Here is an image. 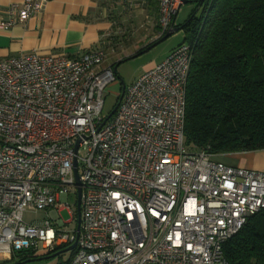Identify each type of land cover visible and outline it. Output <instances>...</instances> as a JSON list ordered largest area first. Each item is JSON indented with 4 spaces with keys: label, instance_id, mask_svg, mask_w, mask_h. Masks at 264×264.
<instances>
[{
    "label": "built area",
    "instance_id": "1",
    "mask_svg": "<svg viewBox=\"0 0 264 264\" xmlns=\"http://www.w3.org/2000/svg\"><path fill=\"white\" fill-rule=\"evenodd\" d=\"M186 1L159 0L160 35ZM43 2L10 3L0 28L25 23ZM193 58L192 43L174 48L126 87L100 129L104 90L116 80L103 47L79 58H0L2 258L77 242L68 264H229L224 244L264 209V172L187 148ZM75 162L79 235L68 227L77 212L69 221L61 215L72 188L78 199ZM28 210L46 217L27 222Z\"/></svg>",
    "mask_w": 264,
    "mask_h": 264
},
{
    "label": "trees",
    "instance_id": "2",
    "mask_svg": "<svg viewBox=\"0 0 264 264\" xmlns=\"http://www.w3.org/2000/svg\"><path fill=\"white\" fill-rule=\"evenodd\" d=\"M97 1L103 6L119 0ZM193 2L199 5L189 18L172 24L185 32L181 44L194 45L187 86L186 146L217 155L264 149V0ZM200 6L204 7L202 17L197 16ZM119 63L113 64L114 69ZM224 254L229 264H264V209L252 214L224 244Z\"/></svg>",
    "mask_w": 264,
    "mask_h": 264
},
{
    "label": "crops",
    "instance_id": "3",
    "mask_svg": "<svg viewBox=\"0 0 264 264\" xmlns=\"http://www.w3.org/2000/svg\"><path fill=\"white\" fill-rule=\"evenodd\" d=\"M23 1L0 0V19H7L5 9L10 3ZM182 6L174 25L184 23L192 14L182 15ZM159 37V2L119 0L100 6L97 0H44L42 8L25 23L0 28V58L27 53L79 58L103 47L104 66H109V51L117 41L124 50L131 51L134 46L136 52L131 57ZM216 158L230 166L264 172V149L218 154Z\"/></svg>",
    "mask_w": 264,
    "mask_h": 264
},
{
    "label": "rangeland",
    "instance_id": "4",
    "mask_svg": "<svg viewBox=\"0 0 264 264\" xmlns=\"http://www.w3.org/2000/svg\"><path fill=\"white\" fill-rule=\"evenodd\" d=\"M198 5L199 2H187L183 4L182 15H185L186 13V16H188V13H192L196 8H198ZM203 15L204 7H201L200 9H198L197 16L202 17ZM184 38V30H179L178 32L152 48L150 51L140 54L134 58L125 60L121 63H119V61L123 60L124 57H128L132 53L136 52L134 51L136 49L133 46L130 48L131 51L124 50L123 47H121V42L117 41L115 43L116 47H112L116 51H114L113 49L109 51L112 54L111 58L109 57L108 60L109 66L115 63H119L118 65H116V80L110 83L104 90L103 114L107 116L117 104L122 89V81L124 82L126 87H128L136 79H138L142 73L154 68L158 63L162 62L171 53L173 48L184 41ZM154 64L155 66H153ZM80 154H82V152ZM68 202L70 206L61 212L62 218L65 221H69L72 217L70 209L74 213L77 212V195L73 188L71 189ZM44 218V212L28 210L24 214V220L27 222L41 221ZM76 226L77 222L74 221L68 227L74 229L76 228ZM66 227L67 226H64L62 228ZM46 256H48V254L31 255L28 252H20L14 255L11 259H4L0 256V264H67L72 256V251L62 252L55 257L44 258Z\"/></svg>",
    "mask_w": 264,
    "mask_h": 264
},
{
    "label": "water",
    "instance_id": "5",
    "mask_svg": "<svg viewBox=\"0 0 264 264\" xmlns=\"http://www.w3.org/2000/svg\"><path fill=\"white\" fill-rule=\"evenodd\" d=\"M204 1V0H202ZM189 1H186L185 3H187ZM201 8V6L199 7V9ZM180 29L179 28H174L172 27L165 35L164 37H162L161 39L155 41L154 43L150 44L149 46H147L145 49H143L139 54H135L131 57H128L126 60L128 59H131V58H134L140 54H143L145 52H148L150 51L152 48H154L155 46H157L158 44H160L161 42H163L164 40H166L167 38H169L170 36H172L173 34H175L176 32H178ZM116 71V68L114 69ZM125 89H126V85L124 84V82L122 81V89H121V95H120V99L123 97L124 95V92H125ZM119 104V103H118ZM118 104L115 106V108L113 109V111L111 113H109L104 121L102 122L101 126L99 127V129L113 116L114 112L116 111L117 107H118ZM78 144H79V141L76 145V151L78 149ZM75 177H76V185H77V190H78V199H77V215H78V221H77V234L79 235V231H80V224H81V193H82V188H81V180H80V176H79V172H78V168H77V162H75ZM77 245V242H75L73 245H71L70 247L66 248L65 250L61 251V252H58L56 254H51V255H48L44 258H50V257H55L56 255L62 253V252H67V251H72L75 249ZM29 260H33V259H29ZM17 264H20V263H17Z\"/></svg>",
    "mask_w": 264,
    "mask_h": 264
}]
</instances>
